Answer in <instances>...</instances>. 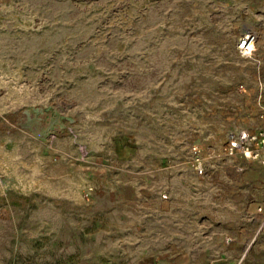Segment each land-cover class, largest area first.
Wrapping results in <instances>:
<instances>
[{
    "label": "rangeland",
    "instance_id": "rangeland-1",
    "mask_svg": "<svg viewBox=\"0 0 264 264\" xmlns=\"http://www.w3.org/2000/svg\"><path fill=\"white\" fill-rule=\"evenodd\" d=\"M241 129L264 0H0V264H264Z\"/></svg>",
    "mask_w": 264,
    "mask_h": 264
},
{
    "label": "built area",
    "instance_id": "built-area-1",
    "mask_svg": "<svg viewBox=\"0 0 264 264\" xmlns=\"http://www.w3.org/2000/svg\"><path fill=\"white\" fill-rule=\"evenodd\" d=\"M256 41V36L252 32L242 34L236 44L240 56H250ZM224 154L228 157L239 156L246 161H256L264 165V129L258 130H231L227 135V142L223 147ZM192 153L195 157V171L202 174L203 168L199 161V149L192 147ZM241 170L242 168L239 167ZM230 238H226L229 242Z\"/></svg>",
    "mask_w": 264,
    "mask_h": 264
}]
</instances>
